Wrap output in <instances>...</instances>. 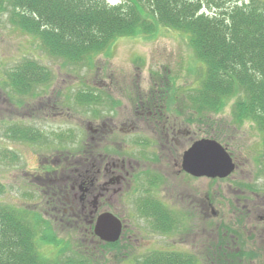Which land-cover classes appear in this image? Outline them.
Instances as JSON below:
<instances>
[{
	"label": "rangeland",
	"instance_id": "obj_1",
	"mask_svg": "<svg viewBox=\"0 0 264 264\" xmlns=\"http://www.w3.org/2000/svg\"><path fill=\"white\" fill-rule=\"evenodd\" d=\"M126 1L107 0L111 4ZM234 1L203 0L204 10L208 14L229 11ZM238 1L250 3V0ZM149 9V6H144L143 16L148 20ZM11 11L9 0H0V203L46 213V196L41 184L44 178L54 179V175H38V160H52L68 152L79 154L91 144V126L108 125L110 122L119 124L130 108L146 101L151 94L149 100L167 105V117L173 123L177 121V128L184 130L181 122L188 116L172 110L170 95L169 100L163 99L173 87H176L175 97L180 99L183 97L181 93L185 95L189 90H196L202 81V63L184 31L159 24L154 34L119 37L92 61L76 64L46 52L39 38L25 33L11 22ZM25 59H35L52 70L50 84L35 85L30 95H26L23 87L12 83L17 66ZM86 93L90 96L84 99L82 94ZM233 101L213 113L211 119L214 124L209 122L197 126L182 122L191 131L187 143L184 137L179 136L184 149L195 139L220 134L227 139L223 141L224 145L237 165L236 171L224 179L204 177L187 181V194L192 196L189 200L192 204L191 208L183 210L194 213L196 201L204 198L203 219L197 221L193 214V219L188 221L187 233L181 230L180 235L173 237L170 236L173 232L155 231L152 218L138 210V199L155 194L161 197L160 192L154 193V187L145 186L146 189L140 188L139 191L136 186L128 187L123 191L124 196H118V216L126 220L129 231L120 239V248L104 249L90 238L84 228H77L76 222L62 221L60 214L52 215L54 231L61 240L65 242L67 238L72 244L65 250V255L74 250L72 247L81 249L89 243H96L89 244L96 247L99 258L96 264H140L145 255L164 249L191 254L199 259L196 264H203L202 251L205 252L219 237L216 226L226 225L238 230L241 235L237 236L238 243L245 245L247 251L260 255L241 264H263L264 131L253 119L232 122ZM142 123L154 125L148 121ZM18 129H33L42 139L16 138L14 132L17 134ZM102 132L103 136L97 137L101 151L108 150V145L113 143L117 151L129 147L133 155L141 156L140 148H147L150 152L144 158L151 159L156 149L153 140L144 138L142 134L125 135L118 130L113 134ZM179 151L182 153L183 150ZM149 174L160 176L156 171H149ZM168 184L180 188L181 180L173 177ZM244 208L250 211L249 214ZM196 223L203 226L194 230ZM181 239L184 244L179 243ZM43 252L53 257L58 250L56 246H44Z\"/></svg>",
	"mask_w": 264,
	"mask_h": 264
},
{
	"label": "trees",
	"instance_id": "obj_2",
	"mask_svg": "<svg viewBox=\"0 0 264 264\" xmlns=\"http://www.w3.org/2000/svg\"><path fill=\"white\" fill-rule=\"evenodd\" d=\"M9 2L10 19L16 27L39 38L51 56L76 64L92 61L119 37L154 34L159 24L184 31L202 63V81L199 88L190 90L181 99L175 97L173 89L167 97L172 92V101L188 103V121L204 124L212 123L210 115L235 99L232 122L253 119L264 131V0L250 3L235 0L229 11L213 14L205 12L203 0H128L116 5L106 0ZM144 6L150 8L149 20L143 16ZM51 72L37 60L25 59L17 66L12 83L31 93L35 85L51 81ZM82 96L86 99L90 94ZM214 137L225 140L220 134ZM175 219L173 213L172 229ZM52 221L39 211L0 203V264H96L99 260L96 247L90 245L81 249L72 247L74 250L65 255L72 244L67 238L65 242L59 238ZM216 232L217 241L202 251L203 264H241L260 256L231 238L232 234L241 237L237 229L216 226ZM97 243L104 249L119 246L118 241ZM239 244L241 248H237ZM44 246H56L58 252L50 257L44 254ZM196 262L199 259L188 253L156 250L145 255L140 264Z\"/></svg>",
	"mask_w": 264,
	"mask_h": 264
},
{
	"label": "flooded vegetation",
	"instance_id": "obj_3",
	"mask_svg": "<svg viewBox=\"0 0 264 264\" xmlns=\"http://www.w3.org/2000/svg\"><path fill=\"white\" fill-rule=\"evenodd\" d=\"M151 98L152 94L151 97L146 98V101L130 108L128 114L117 125L114 122H110L108 125L104 123L98 127L89 125L93 139L90 140L91 144L86 146L85 150L79 151V154L72 155L68 152L61 157H53L52 160L48 159L43 162L38 160V175L41 177V174L54 175V179L44 178L41 184L42 191L46 196L44 203L47 206V212L44 213L45 217L55 220L52 215L60 214L62 221L72 219L77 223V227H84L91 239L94 238L98 242L93 231L94 223L99 215L110 212L123 222L124 229L120 237L122 239L129 231L126 220L118 216V196H124L125 188L136 186L139 191L140 188L146 189L145 186H147V188L154 187L153 192L159 191L161 197H156L155 194L153 197L138 199V210L152 218V226L155 231L172 232L173 213L177 218L175 219L176 223L181 221V228L186 230V233L188 221L193 219V214L197 221L203 219L204 198L196 201L194 213H186L183 210L191 208L192 204L189 203L192 196L187 194V181L204 178L203 176L189 175L182 165V156L191 144L184 149L183 141L180 142L179 136L184 137L187 143L191 131L186 129L182 122H185V125L189 124L188 119L181 122L184 130L177 128V121L173 123L167 117V105L149 100ZM172 105L177 111V103H172ZM143 121L154 123V125L145 126ZM117 130L125 135L142 134L145 136L144 138L152 139L156 144V149L152 152L151 159L144 158V155L150 152L147 148H140L141 156L133 155V151L129 147L117 151L113 143L108 145V150H99L98 135L103 136L102 131L113 134ZM95 135L97 136L95 137ZM111 142L115 143V141ZM123 147L122 144L121 148ZM179 150H183L182 153ZM173 152L177 155H174ZM149 171H156L160 176L154 177L149 174ZM173 177L181 180L180 188L176 185L170 187L168 184ZM162 181L164 183H161ZM244 209L249 214L250 211ZM156 212L159 213L155 214ZM202 226L198 223L195 225L198 228ZM173 235H180V233L174 232L170 236L173 237ZM179 243L184 244L182 239ZM186 244L188 243L186 242Z\"/></svg>",
	"mask_w": 264,
	"mask_h": 264
},
{
	"label": "water",
	"instance_id": "obj_4",
	"mask_svg": "<svg viewBox=\"0 0 264 264\" xmlns=\"http://www.w3.org/2000/svg\"><path fill=\"white\" fill-rule=\"evenodd\" d=\"M184 169L194 176L225 178L235 170L233 158L218 141L203 138L184 154ZM122 222L112 213L99 215L95 223V234L102 240L116 242L122 233Z\"/></svg>",
	"mask_w": 264,
	"mask_h": 264
}]
</instances>
